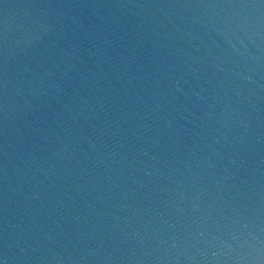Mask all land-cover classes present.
Segmentation results:
<instances>
[{
    "label": "water",
    "instance_id": "95a60500",
    "mask_svg": "<svg viewBox=\"0 0 264 264\" xmlns=\"http://www.w3.org/2000/svg\"><path fill=\"white\" fill-rule=\"evenodd\" d=\"M0 264H264V0H0Z\"/></svg>",
    "mask_w": 264,
    "mask_h": 264
}]
</instances>
